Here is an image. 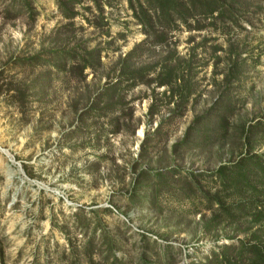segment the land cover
Here are the masks:
<instances>
[{
  "label": "rangeland",
  "instance_id": "rangeland-1",
  "mask_svg": "<svg viewBox=\"0 0 264 264\" xmlns=\"http://www.w3.org/2000/svg\"><path fill=\"white\" fill-rule=\"evenodd\" d=\"M27 1L33 20L25 0H0V264H207L232 235L209 223L219 173L246 169L260 184L252 159L264 163V0H251L236 25L171 32L180 55L202 43L198 57L208 62L198 100L157 134L168 110L146 123L151 89L127 92L135 132L119 124L111 134L107 118L89 109L104 69L84 72L87 89L61 69L75 45L105 48L109 65L144 39L126 3L104 6L108 28L98 30L83 19H92L83 7L94 11L87 0L72 21L55 0ZM213 46L224 49L217 61Z\"/></svg>",
  "mask_w": 264,
  "mask_h": 264
},
{
  "label": "trees",
  "instance_id": "trees-1",
  "mask_svg": "<svg viewBox=\"0 0 264 264\" xmlns=\"http://www.w3.org/2000/svg\"><path fill=\"white\" fill-rule=\"evenodd\" d=\"M87 1L92 5L94 13L91 7H83L92 18L91 21L87 17L83 19L98 30L108 28L103 8L111 7V0ZM123 1L136 25L140 26L144 39L134 44L124 55H118L109 65L101 62L105 48L87 49L75 45L62 54V63L69 65L66 70L64 67L61 69L85 89L88 88L85 83L88 74L84 72L89 70L94 77L98 68L104 69L105 81L96 88L89 109L95 120L107 118L108 125L112 126L111 134L117 133L119 124L133 126L131 133L135 132L140 121L133 118L132 100L127 99V92L138 85L151 89L146 123L156 121L154 116L161 115L160 107L168 110L167 117L157 119L153 133L157 134L164 125L183 117L198 100L201 91L197 75L208 62L204 57H198L196 49L202 43L190 47L186 55H180L176 51L177 41L173 39L171 32L179 26L188 31H203L208 28L217 29L218 26L236 25L238 16L245 12L251 0ZM80 2L81 0H55L60 15L69 21L79 16L75 8ZM24 7L33 20L29 1L25 0ZM189 40L192 41V38ZM109 44L107 41L106 45ZM211 50L210 55L214 61L218 60L215 58L217 52H224L219 46H213ZM226 50L230 58L237 55L233 43H229ZM147 59L152 61H146ZM230 73H233V65ZM160 88L163 90L156 93L155 90ZM211 111L212 109H208L201 116L193 118L185 132L184 144L191 128L207 119ZM112 113L116 115H110ZM92 124L95 123L91 122ZM99 130L104 133L102 128ZM148 136L146 131L143 144L147 142ZM184 144L180 143L178 146ZM176 148L177 144H173L172 150L175 151ZM260 160V157L258 160L252 159V165L258 168L255 178L260 184L250 177L246 169L219 173L222 194L217 192L209 198V202L212 201L216 208L209 223L211 226L225 224L232 235L225 238L229 244L221 245L220 252L214 253L207 264H264V163L260 164ZM227 199L230 200L229 203H226ZM238 235H243V238L239 239Z\"/></svg>",
  "mask_w": 264,
  "mask_h": 264
}]
</instances>
